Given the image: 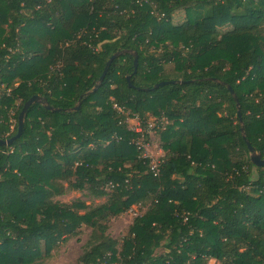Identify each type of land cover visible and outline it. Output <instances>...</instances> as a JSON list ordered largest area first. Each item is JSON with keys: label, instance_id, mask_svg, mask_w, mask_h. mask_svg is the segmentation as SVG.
Wrapping results in <instances>:
<instances>
[{"label": "trees", "instance_id": "16d2710c", "mask_svg": "<svg viewBox=\"0 0 264 264\" xmlns=\"http://www.w3.org/2000/svg\"><path fill=\"white\" fill-rule=\"evenodd\" d=\"M34 95L58 110L31 104L0 145V264H35L83 225L74 264H264V166L246 144L264 158V0H0V139ZM150 117L157 175L137 144ZM62 182L106 198L53 200ZM133 205L119 244L108 222Z\"/></svg>", "mask_w": 264, "mask_h": 264}, {"label": "rangeland", "instance_id": "374dc122", "mask_svg": "<svg viewBox=\"0 0 264 264\" xmlns=\"http://www.w3.org/2000/svg\"><path fill=\"white\" fill-rule=\"evenodd\" d=\"M185 19V12L183 9L176 11L172 17V22L174 24L181 23ZM166 69H170L172 71L173 64H167ZM151 119L154 121V117H150L147 119L149 123ZM152 122V121H151ZM128 124L131 127H138V121L136 118L128 119ZM148 139L144 143L142 142V138L138 141L142 144L141 146V155L144 154L149 155L151 158L150 165L155 164L156 160L160 159L163 156V151L160 147V140L157 134V131L152 129L148 132ZM67 183L62 182V186L65 189V193L59 196L54 197L53 200H58L61 202H71L74 200H81L85 202L87 205H96L104 202L106 197L95 198L90 195L86 191H77L67 188ZM146 210V207L141 205H133L126 212L110 218L106 233L113 239L117 240L119 244H121L122 238L127 234L128 228L131 225L133 219L142 214ZM90 234V228L87 226H82L79 234L75 237H71L66 240L64 243L60 244L59 247L53 248L51 250V255L47 257L39 258L35 264H74L76 263L78 257L82 254L84 244L88 239ZM164 251L163 249H158L156 252L161 253ZM202 264H221L219 261L214 259H207Z\"/></svg>", "mask_w": 264, "mask_h": 264}, {"label": "water", "instance_id": "95a60500", "mask_svg": "<svg viewBox=\"0 0 264 264\" xmlns=\"http://www.w3.org/2000/svg\"><path fill=\"white\" fill-rule=\"evenodd\" d=\"M125 53V51H122V52H117V53H114L109 59L108 61L106 62L105 64V67L98 79V82L97 84L93 87L92 90H95L98 85L102 82L112 60L114 58H116L117 56H119L120 54H123ZM133 64H134V71L136 70V67H137V54L134 53V60H133ZM127 81L129 83L130 86L131 83H130V76H127ZM169 82H180V81H169ZM163 83H165L164 81L163 82H160V83H157L154 85L153 88H157L159 87L160 85H162ZM227 89L229 90V92L231 93V95L233 96V99L235 100L236 102V107H237V116L239 117L240 121H241V112H240V108H239V104H238V101H237V97L236 95L234 94V91L231 89V87L229 85H226ZM86 95L89 94V92L85 93ZM33 103H39L41 105H43L46 109H49V110H58V109H55L53 107H51L50 105H48V103L42 99L40 96L38 95H34L32 96L23 106L21 112L19 113V116H18V128H17V132L14 136L8 138V139H0V145H5V144H10L13 142V140H15L16 138H18L20 135H21V132H22V128H23V119H24V115H25V112L27 111L28 107L33 104ZM79 108V102L77 103L76 106L70 108L69 110L70 111H73V110H77ZM243 130V127L241 128ZM243 137L245 138V135L243 134ZM246 144H247V147H248V150L250 152V160L251 162L258 166V167H262L264 166V158L261 157V155L256 152L253 147L250 145V143L246 140Z\"/></svg>", "mask_w": 264, "mask_h": 264}, {"label": "built area", "instance_id": "2783aa9c", "mask_svg": "<svg viewBox=\"0 0 264 264\" xmlns=\"http://www.w3.org/2000/svg\"><path fill=\"white\" fill-rule=\"evenodd\" d=\"M118 108V107H117ZM119 110H120V108H118ZM136 118V120L138 121V127H130L132 130H134V131H137V132H142V127H141V125H140V119H139V117H135ZM152 121V122H151ZM151 121L148 123V129L150 128V129H153L155 126H156V119L153 121L152 119H151ZM167 121H166V119L163 117L160 121H159V123H166ZM137 144H138V147H140L141 148V146H142V144L139 142V141H137ZM144 145V144H143ZM143 157H148V158H150L149 157V155H147V154H144V156ZM151 159V158H150ZM151 161V160H150ZM158 164H159V159L158 160H156V162H155V164L153 163V165H151V171L154 173V175H157L158 174V172H159V169H158Z\"/></svg>", "mask_w": 264, "mask_h": 264}]
</instances>
